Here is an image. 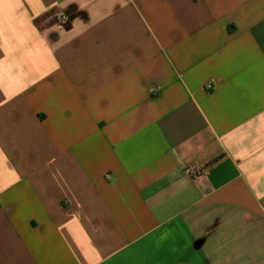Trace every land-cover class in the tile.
Wrapping results in <instances>:
<instances>
[{
  "label": "crops",
  "instance_id": "0c3cea01",
  "mask_svg": "<svg viewBox=\"0 0 264 264\" xmlns=\"http://www.w3.org/2000/svg\"><path fill=\"white\" fill-rule=\"evenodd\" d=\"M0 264H264V0H0Z\"/></svg>",
  "mask_w": 264,
  "mask_h": 264
},
{
  "label": "built area",
  "instance_id": "2783aa9c",
  "mask_svg": "<svg viewBox=\"0 0 264 264\" xmlns=\"http://www.w3.org/2000/svg\"><path fill=\"white\" fill-rule=\"evenodd\" d=\"M59 23L60 24H65V19L64 18H60L59 19ZM209 88H211V86L210 85H207V89H209Z\"/></svg>",
  "mask_w": 264,
  "mask_h": 264
}]
</instances>
